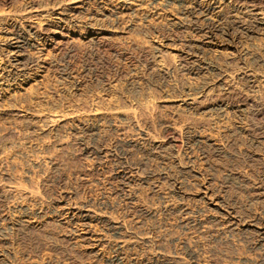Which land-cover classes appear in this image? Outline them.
I'll list each match as a JSON object with an SVG mask.
<instances>
[{
  "label": "bare ground",
  "instance_id": "6f19581e",
  "mask_svg": "<svg viewBox=\"0 0 264 264\" xmlns=\"http://www.w3.org/2000/svg\"><path fill=\"white\" fill-rule=\"evenodd\" d=\"M244 114L264 121V0H0V264H32L15 243L50 224L89 264H218L202 236L230 246L220 264H264V216L224 212L203 179L264 150ZM76 160L115 163L127 190L95 196Z\"/></svg>",
  "mask_w": 264,
  "mask_h": 264
},
{
  "label": "rangeland",
  "instance_id": "374dc122",
  "mask_svg": "<svg viewBox=\"0 0 264 264\" xmlns=\"http://www.w3.org/2000/svg\"><path fill=\"white\" fill-rule=\"evenodd\" d=\"M151 36V35H150ZM148 35H146V39H150ZM140 37V36H138ZM141 37H144V36H141ZM52 74V75H51ZM58 77V74L56 72L54 73H50V76H49V79H48V85L50 86H54V87H60L61 85L59 84L60 81L57 79ZM51 78V80H50ZM58 83V84H57ZM58 85V86H57ZM244 118H235L233 120V123L236 124V125H246L251 123L250 121H252V123H255L257 124L259 127H262L260 129V131H258L256 133V135H258L259 137H264V121H262V119L260 117H257V116H247L244 114ZM250 119V120H249ZM253 119V120H252ZM237 120V122H236ZM246 120V121H245ZM249 120V121H248ZM263 123V124H262ZM263 132V133H262ZM262 134V135H261ZM162 137L163 138H168V137H173L174 140L176 141L177 143V149L180 148L181 146V143H180V138L178 136L177 133H174L172 131H166V132H163L162 133ZM244 146V147H243ZM240 149H242V153L241 155H235L236 158L234 157L232 160H229L227 158H223L221 159V162H220V170H208V169H205V176L203 175V179L205 180H209L211 181V184L214 188L217 189V191H219V195L222 197V200H221V204H220V208L226 212V213H229V210L231 208H235L238 213H243V209L240 208L241 204L245 202H247L246 204L248 205L247 207H250V209L248 210H253L251 211L254 212V209L257 211V213H260L261 216H264V201L262 203L261 200H258L257 199V192L256 191H253L252 187L256 186V185H260L262 184L264 186V182L262 181V170L263 169V166H264V150L262 147H248L246 145H242L240 146ZM255 150H254V149ZM245 149V150H244ZM228 151H232L231 148H227ZM249 151V152H248ZM258 151V152H257ZM211 151H208L207 154L210 158V161H214L213 159V156L211 153H209ZM252 152V154H250ZM256 152V153H255ZM244 153V154H243ZM249 153V154H248ZM263 153V154H262ZM246 154V155H245ZM211 155V156H210ZM245 155V156H244ZM251 157V159H246V157ZM120 158L122 157H119L118 160H120ZM254 158V159H253ZM260 159V160H257V159ZM263 158V159H262ZM212 159V160H211ZM237 159V160H236ZM122 160V159H121ZM255 160V161H254ZM77 161V160H76ZM236 161V162H234ZM249 161V162H248ZM258 161V162H257ZM261 161V162H260ZM82 162V163H81ZM103 162V161H102ZM102 162L100 161H94L93 163L90 164V167L89 166H86L84 163V161L82 160H79L73 164H70V163H63V168H66L65 170H69L70 167L72 168H75L77 170H81V169H85L88 173H86V177H84V181H87V182H92V184H96V180H101L100 182L102 183V185H99L95 188L94 192L92 194H94L95 196L101 197V194H109V193H113V192H119V191H123V190H127V188L125 187V185L123 184V181H121V179L119 178H116L112 175V170L116 169L115 168V163H112V162H106V163H103L101 164ZM228 162V163H227ZM235 163V164H234ZM244 163V164H243ZM246 163V164H245ZM253 163V164H252ZM257 163V164H256ZM101 164V166H100ZM224 164V165H223ZM69 165H71L69 167ZM256 165V166H255ZM68 166V168L66 167ZM103 166V167H102ZM105 166V167H104ZM108 166V167H106ZM114 166V167H113ZM104 168L103 171L101 172L100 171V168ZM111 167V168H110ZM244 167V168H243ZM247 167V168H246ZM251 167V169H249ZM71 168V170H72ZM224 168V169H223ZM90 169V170H89ZM109 169V170H108ZM239 171H238V170ZM260 169V170H259ZM224 170H226L227 172H232L233 174H237V173H241V175H243L245 178L248 179L249 181V185H238L236 183V181H226V180H223L225 179L224 177ZM247 170V171H246ZM258 170V171H257ZM236 172V173H235ZM250 172V173H249ZM97 173V174H96ZM218 173V174H217ZM222 174V175H221ZM111 175V176H110ZM222 177H221V176ZM56 176H52V178H55ZM224 177V178H223ZM250 178V179H249ZM90 179V181H89ZM254 179V180H253ZM94 181V182H93ZM251 181V182H250ZM228 182V183H227ZM232 182V183H231ZM253 182V183H252ZM263 182V183H262ZM112 183V184H111ZM257 183V184H255ZM232 185V186H231ZM234 185V186H233ZM56 185L54 184H50L46 190L45 193L47 194H44V198L47 200L46 202H51L53 201V199H57L58 197H60L61 195L59 194L61 192V190L59 189L58 186L54 187ZM50 187L52 189H50ZM57 188V190L55 189ZM241 188V189H240ZM249 188V189H247ZM56 191H55V190ZM119 189V190H118ZM165 189H168V187H165ZM248 191H247V190ZM252 189V190H251ZM55 192H54V191ZM246 190V191H245ZM60 191V192H59ZM251 191V192H250ZM59 192V193H58ZM97 192V193H96ZM100 192V193H99ZM179 192H184V190H181ZM50 193V194H49ZM58 193V195H57ZM246 193V194H245ZM249 193V194H247ZM51 194H55V195H51ZM256 194V195H255ZM55 196V197H54ZM256 196V197H255ZM54 197V198H53ZM173 195H171V200H170V203H172L173 201L175 203H178L179 201L173 197ZM224 197V198H223ZM254 198V199H252ZM251 199V201H250ZM230 200V201H229ZM236 200V202H235ZM256 203H255V201ZM227 203H226V202ZM229 201V202H228ZM261 201V202H259ZM172 203V204H175V203ZM191 202L188 203L189 207H193L192 204H190ZM232 203V204H231ZM260 205H259V204ZM262 203V204H261ZM224 204V205H223ZM235 204H239V205H236ZM252 204V205H251ZM256 204V205H254ZM260 210V211H259ZM231 211V210H230ZM263 213V214H262ZM164 215V214H163ZM162 215V216H163ZM169 218H168V217ZM174 216V217H173ZM176 216V217H175ZM188 216V217H187ZM186 217L184 216H181L180 219L182 218V220H187L188 218H194V217H198L197 214H188ZM166 219H170L169 221H171L172 219L173 220H177V215L175 214H172V215H164L163 218ZM176 218V219H174ZM120 220V219H119ZM172 220V221H173ZM171 221V222H172ZM178 229H176L177 231ZM52 231V232H51ZM54 231V232H53ZM192 232L194 233H197L196 230H191ZM178 234L181 235V231H177ZM30 234H28V232L22 237V236H19L18 237V242L15 243L16 247L18 246L19 249H21V251L23 250V252L29 257V260H31L30 262L32 264H89L90 263V260H92V258L88 255H85L83 254L81 251H77L75 249H73L70 244L68 245V238L64 237V231L59 229L57 226H55V224H50L48 226H46L45 230L40 231L39 232H29ZM45 233V234H44ZM46 233H53L51 236H47ZM238 235H241V236H238ZM28 238H27V237ZM250 236H253L255 237L254 234H235V238H234V241L238 244H241V240H239L241 237V239H243V237H250ZM61 237V238H60ZM63 237V238H62ZM15 238V237H14ZM238 238V239H236ZM203 242H202V241ZM205 240H207V242H205ZM237 240V241H236ZM239 240V241H238ZM202 245L206 246L205 250L207 251V256L209 254V256L211 257V259L215 262H217L218 264H220L221 262V258L223 255H231L232 251L230 249V246L227 245V243L225 244V242H211L210 240H208L207 238L205 239L204 236L201 237L200 239ZM18 243V244H17ZM22 243V244H21ZM21 244V245H20ZM221 244V245H220ZM212 245V246H211ZM215 245V247L213 246ZM220 245V246H219ZM40 246V247H39ZM209 246V247H208ZM219 246V247H218ZM225 246V247H224ZM208 247V248H207ZM212 247V248H211ZM218 247V248H217ZM224 247V248H223ZM210 248V249H209ZM220 248V250H219ZM222 248V250H221ZM227 250H226V249ZM230 249V250H228ZM218 252H217V251ZM227 253H225L224 251ZM20 251V250H19ZM215 251V252H214ZM39 252V253H37ZM32 253V254H31ZM222 253V254H221ZM224 253V254H223ZM113 254V255H112ZM218 254V255H217ZM252 254V253H250ZM110 255L114 256L115 253H113L112 251L110 252ZM220 255V256H219ZM32 256V258H31ZM35 256V257H34ZM41 256V257H40ZM43 256V257H42ZM34 257V258H33ZM47 257V258H46ZM31 258V259H30ZM40 258V259H39ZM44 258V259H43ZM216 258V259H215ZM26 259L27 257H24L22 260L20 259V254H19V261L18 260V264H26ZM36 261H35V260ZM32 261H34L35 263H33ZM44 263H43V262ZM47 261V262H46ZM50 261V262H49ZM89 261V262H88ZM220 261V262H219Z\"/></svg>",
  "mask_w": 264,
  "mask_h": 264
}]
</instances>
